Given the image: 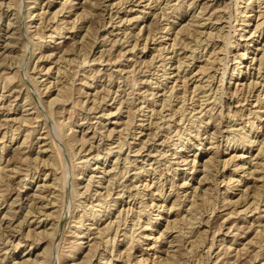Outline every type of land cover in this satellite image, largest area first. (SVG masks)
<instances>
[{
	"label": "rangeland",
	"instance_id": "374dc122",
	"mask_svg": "<svg viewBox=\"0 0 264 264\" xmlns=\"http://www.w3.org/2000/svg\"><path fill=\"white\" fill-rule=\"evenodd\" d=\"M262 18L264 0H0V264H264ZM248 132L256 141L240 145ZM152 179L165 201L147 197ZM196 186L209 197L193 234Z\"/></svg>",
	"mask_w": 264,
	"mask_h": 264
},
{
	"label": "bare ground",
	"instance_id": "6f19581e",
	"mask_svg": "<svg viewBox=\"0 0 264 264\" xmlns=\"http://www.w3.org/2000/svg\"><path fill=\"white\" fill-rule=\"evenodd\" d=\"M247 3H248V2H247ZM251 3H252V2H251ZM174 6H175V5H174ZM174 6H173V7H174ZM251 6H252V5H251ZM258 7H260V6H258ZM176 9H177V8H176ZM252 10H253V9H252ZM57 12H58V11H57ZM178 12H180V11H178ZM262 13H263V11H261V10L259 9L258 12H256V13L253 14L252 16H250L249 19H247V21L250 20L251 17L253 18V17H255V16H256V17L260 16ZM52 17H53V16H52ZM207 17H208V16H207ZM245 17H246V15H245ZM260 17H261V16H260ZM208 18H209V17H208ZM210 18H211V17H210ZM245 19H246V18H245ZM245 19H244V20H245ZM262 19H263V18H262ZM248 24H249V22H248ZM263 24H264V19L261 20V21L258 20V21L256 22L255 29H256V30H257V29L262 30V26H263ZM168 26H169V25H168ZM185 26H187V25H185ZM187 27H188V26H187ZM187 27H185V30L187 29ZM247 27H248V26H247ZM163 28H164V27H163ZM189 28H190V27H189ZM189 28H188V30H189ZM60 29H61V28H60ZM167 29H168V28H167ZM178 29L180 30V28H178ZM165 30H166V29H165ZM168 30H169V29H168ZM181 30H182V29H181ZM181 30H180V31H181ZM188 30H187V31H188ZM166 31H167V30H166ZM252 33H253V32H252ZM252 33H251V34H252ZM178 34H179V33H178ZM185 35H186V34H185ZM187 36H188V34H187ZM189 36H190V35H189ZM137 37H138V36H137ZM154 37H155V36H154ZM184 37H185V36H184ZM181 38H182V37H181ZM251 38H252V37H251ZM251 38H250V39H251ZM250 39H249V40H250ZM176 40H177V39H176ZM246 42H247V41H246ZM185 45H186V44H185ZM135 46H136V45H135ZM260 50H261V54H260V56L258 57L257 60H259V64H258V66L261 67V65H263L262 63H263V61H264V49L261 47ZM191 52H192V51H191ZM193 52H194V51H193ZM210 53H211V52H210ZM169 56H170V55H169ZM188 57H189V56H188ZM166 58H167V57H166ZM171 58H172V57H171ZM195 59H196V58H195ZM253 60H255V57L253 58ZM67 61H68V60H67ZM214 62H216V61H215V58H214L213 56H209V57H207L206 62L204 61L205 66H204V67H201V70H200L199 72H198V70H197V72H198V73L206 72V71H207V70H208V69L214 64ZM256 63H257V62H256ZM162 64H163V63H162ZM179 64H180V63H179ZM58 66H59V65H58ZM63 66H64V65H63ZM213 66H214V65H213ZM181 67H182V66H181ZM63 68H64V67H63ZM63 68H62V69H63ZM212 68H213V67H212ZM212 68H211V69H212ZM258 68H259V67H258ZM48 69H49V68H48ZM211 69H210V70H211ZM259 69H260V68H259ZM259 69H258V70H259ZM57 70H59V68H58ZM66 70H67V69H66ZM59 72H62V71H59ZM59 72H58V74H59ZM162 72H163V71H162ZM173 72H174V71H173ZM197 72H196V73H197ZM232 72H233V71H232ZM163 73H164V72H163ZM165 73H166V72H165ZM168 73H169V72H168ZM162 75H163V74H162ZM165 75H166V74H165ZM202 75H203V74H202ZM204 75H205V74H204ZM163 76H164V75H163ZM196 76L198 77V75L195 74L194 77H196ZM180 77H181V76H180ZM200 77H203V76L200 75L199 78H200ZM209 77H210V76H209ZM209 77H208V78H209ZM166 78H167V77H166ZM176 78H177V77H176ZM192 78H193V77H192ZM211 78H212V76H211ZM184 79H186V78H184ZM193 79H194V78H193ZM197 79H198V78H197ZM162 80H163V79H162ZM176 80H177V79H176ZM199 80H200V79H199ZM164 81H165V79H164ZM173 81H174V80H173ZM181 81H183V80H181ZM207 81H208V83H209V79H208ZM160 82H162V81H160ZM166 82H167V81H166ZM249 82H250V81H249ZM249 82H248V84H249ZM58 83H59V82H58ZM185 83H186V82H185ZM197 83H198V84H197ZM197 83H196V84L199 85V82H197ZM244 83H245V82H244ZM254 83H255V82H254ZM164 84H165V83H164ZM196 84H195V86H197ZM242 84H243V83H242ZM251 84H252V81H251ZM256 84H257V83H256ZM61 85H63V84H61ZM156 85H157V84H156ZM160 85H161V84H160ZM206 85H207V83L205 84V88L210 87V86H207V87H206ZM208 85H209V84H208ZM157 86H158V85H157ZM186 86H187V85H186ZM200 86L202 87V90H203V88H204V87H203L204 84H203V86H202V84H201ZM249 86H250V85H249ZM254 86H256V85L254 84ZM254 86H253V87H254ZM63 87H64V85H63ZM65 87H67V86H65ZM173 87H175V86H173ZM184 87H185V86H184ZM184 87H183V88H184ZM251 87H252V86H251ZM155 88H156V87H155ZM155 88H154V89H155ZM157 88H158V87H157ZM205 88H204V89H205ZM242 88H243V87H242ZM254 88H255V87H254ZM263 88H264V87H263ZM59 89H60V88H59ZM212 89H213V88H212ZM239 89H240V88H239ZM248 89H249V87H248ZM260 89H261V88H260ZM169 90L171 91V90H172V87H171V89H169ZM202 90H201V92H202ZM57 91H58V88H57ZM193 91H194V89H193ZM236 91H237V90H236ZM247 91H248V90H247ZM252 91H253V90H252ZM260 91H261V90H260ZM173 92H174V91H173ZM203 92H204V98H203V99H204L205 101H207V100L209 101V98L211 97V96H210V92H209V94H208V89H205ZM249 92H250V91H249ZM169 93H170V92H169ZM213 93H214V92H213ZM237 93H238V92H237ZM244 93H245V92H244ZM247 93H248V92H247ZM251 93H252V92H251ZM254 93H255V92H254ZM174 94H175V93H173V95H174ZM57 95H58V92H57ZM153 95H154V94H153ZM211 95H212V94H211ZM254 95H255V94H254ZM254 95H253V96H254ZM166 96H168V95H166ZM176 96H177V95H175V97H176ZM256 96H257V94H256ZM26 97H28V96H26ZM57 97H59V96H57ZM57 97L55 96V99H57ZM60 97H61V96H60ZM152 97H153V96H152ZM170 97H171V96H170ZM212 97H213V96H212ZM245 97H246V96H245ZM53 98H54V97H53ZM61 98H62V97H61ZM213 98H214V97H213ZM58 99H59V101H60V98H58ZM58 99H57V100H58ZM166 99H170V98L167 97ZM201 99H202V96H201ZM53 100H54V99H53ZM57 100H56V101H57ZM171 100H172V99H171ZM256 100H257L258 104H257V106H255V107H257L258 109L264 107L263 97H262L261 95H258ZM24 101H25V100H24ZM168 101L170 102V100H168ZM199 101H200V99H199ZM199 101H198V102H199ZM208 101H207V102H208ZM240 101H241V100H240ZM245 101H246V99H245ZM200 102H201V101H200ZM207 102H206V103H207ZM257 102H256V103H257ZM57 103H58V102H57ZM64 103H65V102H64ZM75 103H76V102H75ZM166 103H167V102H166V100H165V105H166ZM192 103H193V101H192ZM208 103H210V102H208ZM243 103H244V102H243ZM171 105H172V104H171ZM193 105H194V104H193ZM200 105H201V103H200ZM202 105H203V102H202ZM50 106H53V105H50ZM168 106H169V105H168ZM163 107H164V105H163ZM179 107H180V106H179ZM209 107H210V106H209ZM161 108H162V107H161ZM161 108H160L159 110H161ZM177 108H178V107H177ZM177 108H176V109H177ZM192 108H193V107H192ZM143 109H144V108H143ZM151 109H152V108H151ZM154 109H155V108H154ZM164 109H165V108H164ZM164 109H163V110H164ZM207 109H208V108H207ZM139 110H140V109H139ZM152 110H153V109H152ZM157 110H158V109H157ZM210 110H211V108H210ZM250 110H251V109H250ZM136 111H137V110H136ZM149 111H150V110H149ZM153 111L156 112V110H153ZM176 111H177V110H176ZM191 111H192V110H191ZM180 112H181V111H180ZM201 112H203V111L201 110ZM235 112H236V113H235L234 115H239V116H241V117L243 116V113H245L243 109H240V110L238 109V111H235ZM251 112H254V110H253V111L251 110ZM255 112H257V111H255ZM141 113H142V112H141ZM151 113H152V112H151ZM153 113H154V112H153ZM156 113H157V112H156ZM158 113H159V112H158ZM192 113H193V112H192ZM146 114H147V113H146ZM154 114H155V113H154ZM161 114H162V113H161ZM195 114H196V113H195ZM258 114H259V113H258ZM139 115H140V114H139ZM148 115L151 116V114H148ZM200 115H201V114H200ZM232 115H233V114H232ZM246 115H247V114H246ZM248 115H249V114H248ZM259 115H260V114H259ZM155 116H156V115H155ZM11 118H12V117H11ZM24 118H26V117H24ZM140 118H141V117H140ZM142 118H143V117H142ZM159 118H160V117H159ZM199 118H200V117H199ZM17 119H18V118H17ZM28 119H29V118H28ZM28 119H25V120H28ZM160 119H161V118H160ZM168 119H169V117H168ZM209 119H210V118H209ZM22 120H23V119H22ZM151 120H152V119H151ZM203 121H204V120H203ZM203 121H202V122H203ZM253 121H254V120H253ZM24 122H25V121H24ZM163 122H164V121H163ZM198 122H199V121H198ZM205 122H206V121H205ZM207 122H208V121H207ZM209 122H210V121H209ZM142 123H143V122H142ZM135 124H136V123H135ZM147 124H148V123H147ZM204 124H205V123H204ZM30 125H31V124H30ZM159 125H160V124H159ZM206 125H207V124H206ZM253 125H255L254 122L251 123V126L249 125V126L251 127V129L253 128ZM135 126H137V125H135ZM169 126H170V125H169ZM129 127H130V126H129ZM137 127H138V126H137ZM171 127H172V126H171ZM200 127H201V126H200ZM216 127H217V126H216ZM30 128H31V127H30ZM56 128H57V127H56ZM238 128H239V127H238ZM138 129H139V128H138ZM200 129H201V128H200ZM241 129H242V128H241ZM251 129H250V132H251ZM30 130H31V129H30ZM34 130H35V129H34ZM170 130H171V129H170ZM58 131H59V130H58ZM119 131H121V130H119ZM136 131H138V130H136ZM178 131H179V130H178ZM198 131H199V130H198ZM198 131H197V132H198ZM200 131H201V130H200ZM64 132H65V131H64ZM116 132H118V131H116ZM139 132H141V131L139 130ZM235 132H237V131H235ZM250 132L246 133L245 135H242L240 138H239V135H238L237 138L240 139V145H245L246 143H249V144H250V142H251V143H254V141H256V140H254L253 138L250 137V136H251V135H250ZM121 133H122V132H121ZM130 133H131V132H130ZM133 133H134V132H133ZM178 133H179V132H178ZM200 133H201V132H200ZM28 134H29V133H28ZM31 134H32V132H31ZM123 134H124V133H123ZM138 134H139V133H138ZM175 134H176V133H175ZM190 134H191V133H190ZM118 135H119V133H118ZM177 135H178V134H177ZM180 135L182 136V133H181ZM194 135H195V134H194ZM196 135L199 136V132H198V134H196ZM116 136H117V134H116ZM121 136H122V135H121ZM146 136H147V135H146ZM235 136H236V135H235ZM64 137H66V136H64ZM110 137H111V136H110ZM177 137H178V136H177ZM113 138H114V137H113ZM117 138H119V136H118ZM210 138H211V137H210ZM66 139H67V138H66ZM180 139H181V138H180ZM234 139H235V138H234ZM24 141H25V140H24ZM65 141H66V140H65ZM119 141H120V140H119ZM236 141H237V140H236ZM113 142H114V140H113ZM237 142H239V141H237ZM119 143H120V142H119ZM121 143H122V142H121ZM121 143H120V144H121ZM127 143H128V142H127ZM83 144H84V143H83ZM122 144H123V143H122ZM212 144H213V143H212ZM49 145H50V144H49ZM112 145H113V144H112ZM133 145H134V144H133ZM133 145H132V146H133ZM227 145H228V144H227ZM123 146H124V145H123ZM144 146H145V145H144ZM215 146H216V144H215ZM135 147H136V146H135ZM213 147H214V145H213ZM236 147H237V146H236ZM49 148H51V145L49 146ZM106 148H107V147H106ZM135 149H136V148H135ZM45 150H46V149H45ZM107 150H108V148H107ZM141 150H142V148H140V149H136L137 152H140ZM218 150H219V149H218ZM53 151H54V149H53ZM105 151H106V150H105ZM121 151H122V150H121ZM129 151H130V150H129ZM215 151H216V149H215ZM215 151H214V152H215ZM48 152H49V151H48ZM97 152H98V151H97ZM112 152H113V151H112ZM218 152H219V151H217V152H215V153H218ZM263 152H264V147L260 146L259 149H258V151H257V153H256V155H259V154L263 155V154H262ZM46 153H47V152H46ZM107 153L110 154V151H109V152L106 151V154H107ZM118 153H119V152H118ZM154 153H155V152H154ZM197 153H198V152H197ZM47 154H48V153H47ZM52 154H53V153H52ZM54 154H55V153H54ZM84 154H85V153H84ZM108 154H107V156H108ZM137 154H138V153H137ZM95 155H96V154H95ZM99 155H100V154H99ZM114 155H115V154H114ZM215 155H216V154H215ZM261 155H260V156H261ZM126 156H127V155H126ZM237 156H238V155H237ZM263 156H264V155H263ZM47 157H48V156H47ZM49 157H50V155H49ZM92 157H93V156H92ZM127 157H128V156H127ZM129 157H130V156H129ZM161 157H162V156H161ZM185 157H186V156H185ZM195 157H196V154L194 155V157L192 158V160H190V161H192L191 163H193V166L195 165V159H196ZM36 158H37V157H36ZM88 158H89V157H88ZM88 158H87V159H88ZM90 158H91V157H90ZM90 158H89V159H90ZM115 158H116V157H115ZM213 158H215V157H214L213 155H211L209 158H207V159L204 161L205 163H204L203 165H204V170H205L206 172H204V170H203L204 173L202 174V175H203L202 178H201L202 181L205 180V178L210 177V175H211V174H210V173H211V172H210L211 170L208 168V167H209L208 165H209V163H213V162H214V159H213ZM216 158H217V156H216ZM28 159H29V158H28ZM30 159H31V158H30ZM49 159H50V158H49ZM85 159H86V158H85ZM91 159H92V158H91ZM112 159H113V158H112ZM183 159H184V158H183ZM230 159H231V156H230ZM45 160H46V159H44L43 161H45ZM115 160H116V159H115ZM185 160H186V159H185ZM185 160H184V161H185ZM216 160H217V159H216ZM218 160H219V159H218ZM31 161H32V160H31ZM46 161H47V160H46ZM51 161H52V160H51ZM82 161H83V159H82ZM85 161H88V160H85ZM90 161H91V160H90ZM116 161H117V160H116ZM124 161H125V160H124ZM129 161H130V160H129ZM133 161H134V159H133ZM186 161H187V160H186ZM225 161H226V160H225ZM33 162H34V161H33ZM104 162H105V161H104ZM108 162H109V161H108ZM166 162H167V161H166ZM168 162H169V161H168ZM223 162H224V161H223ZM227 162H229V161H227ZM54 163H55V162H54ZM113 163H114V161H113ZM152 163H153V162H152ZM225 163H226V162H224L223 164H225ZM96 164H97V163H96ZM213 164H214V163H213ZM27 165H30V163L27 164ZM55 165H56V164H55ZM88 165L91 166L89 163H88ZM111 165H112V164H111ZM113 165H114V164H113ZM113 165H112V166H113ZM125 165H126V164H125ZM210 165H211V164H210ZM225 165H226V164H225ZM50 166H51V165H50ZM97 166H98V165H97ZM128 166L130 167L131 165H128ZM26 167H27V166H26ZM95 167H96V166H95ZM95 167H93V168H95ZM257 167H259V166H257V165L254 166L253 169L251 170V172H252V171H253V172H254V171H257V169H258ZM90 168H91V167H90ZM236 168H237V167H236ZM100 169H101V168H100ZM100 169H99V170H100ZM141 169H143V168H141ZM155 169H156V168H155ZM211 169H212V168H211ZM51 170H52V169H51ZM93 170H94V169H93ZM103 170H104V168H103ZM234 170H235V169H234ZM107 171H110V169L107 170ZM119 171H120V170H119ZM127 171H128V170H127ZM145 171H147V170H145ZM184 171H185V170H184ZM104 172H105V171H104ZM149 172H150V170H149ZM251 172H250V174H251ZM116 173H117V172H116ZM116 173H115V174H116ZM118 173H119V172H118ZM138 173H139V172H138ZM140 173H141V172H140ZM140 173H139V174H140ZM154 173H155V172H154ZM108 174H109V173H108ZM207 174H210V175L207 176ZM8 175H9V174H8ZM55 175H56V174H55ZM119 175H120V174H119ZM159 175H160V174H159ZM53 176H54V175H53ZM92 176H93V174L91 175V177H92ZM95 176H96V175H95ZM98 176H99V175H98ZM116 176H117V175H116ZM120 176H121V175H120ZM51 177H52V176H51ZM56 177L58 178V176H56ZM103 177H104V176H103ZM106 177H107V176H106ZM106 177H105V178H106ZM136 177H137V176H136ZM139 177H140V176H139ZM139 177H138V178H139ZM159 177H160V176H159ZM159 177H157V178H159ZM229 177H230V176H229ZM262 177H263V176H262ZM48 178H50V177H48ZM54 178H55V177H54ZM54 178H53V181H52V182H53L52 185H54V186L57 185V186H58V184H57L58 181H57V180H59V179L56 178V179H57V180H56V179H54ZM99 178H100V177H99ZM117 178H118V177H117ZM108 179H110V178H108ZM154 179H155V178H154ZM207 179H208V178H207ZM88 180L90 181V178H88ZM158 180H159V179H158ZM258 180H261V179H258ZM59 181H60V180H59ZM97 181H98V179H97ZM102 181H103V180H102ZM105 181H106V180H105ZM122 181H123V180H122ZM202 181L200 180V181H199V184H200ZM52 182H51V183H52ZM103 182H104V181H103ZM152 182H154V183H152V184H153V187L151 186L152 184L147 185V188L149 189L148 191H149V194H150V197H149V196H147V197L150 198V199L154 202L155 198L157 197L156 195H158V196L161 198L162 201H165L169 195H167V194L165 195V194H164V192H165V191L163 190L164 182H161V183H163V185H162L161 183H160V184H161V185H160L159 182L157 183V180L154 181V180L152 179ZM51 183H49L50 185H49L48 183H46V184H48V187H49V186H51ZM58 183H59V182H58ZM107 183L109 184V181H108ZM123 183H124V182H123ZM134 183H135V182H134ZM146 183H147V182H146ZM146 183L144 182V185H145ZM229 183H230V182H229ZM101 184H102V183H101ZM124 184H125V183H124ZM185 184H186V182H183V183H182V186L185 185ZM187 184H188V183H187ZM40 185H41V184H40ZM106 185H107V184H106ZM178 185H179V184H178ZM212 185H213V184H212ZM228 185H229V184H228ZM37 186H38V185H37ZM77 186H78V185H77ZM120 186H121V185H120ZM130 186H131V185H130ZM135 186H137V184H136ZM139 186H140V185H139ZM164 186H165V185H164ZM173 186H174V185H173ZM182 186H181V187H182ZM186 186H187V185H186ZM75 187H76V186H75ZM103 187H106V186H103ZM107 187H109V185H107ZM123 187H124V186H123ZM170 187L172 188L171 185H170ZM38 188H39V187H38ZM73 188H74V187H73ZM117 188H118V187H117ZM124 188H125V187H124ZM130 188L132 189V187H130ZM130 188H129V189H130ZM137 188H138V187H137ZM226 188H227V187H226ZM42 189H43V188H42ZM42 189H40L39 192H38L37 194H36V193L34 194V197H35L37 200H41L42 198L44 199V196H43L42 194H40V193L43 191ZM48 189H50V188H48ZM57 189H59V187H58ZM107 189L109 190V188H107ZM111 189H112V188H111ZM134 189H135V188H134ZM138 189H139V188H138ZM141 189H142V188H141ZM143 189L146 190V186H145V188H143ZM174 189H175V188H174ZM197 189H198L197 186L194 187V188L192 189V192L190 193V195L184 196V200H187V201L189 202V203H187V204H189V206H188V211H189V214H188V220L191 221V222H190L191 225H190V227H189L190 229L188 230V232H190V233L192 232L191 230H193V228H198V229L200 230L199 227H200V224L202 223V221H201L202 219H200V218L197 216L198 214H200V212L197 210L196 204H197L198 201H199V202H204V201L206 200V197H207V194H206V191H205V190H204V191H205L204 193H199V192H198V194H197ZM204 189H205V188H204ZM52 190H53V189H52ZM105 190H106V189H105ZM127 190H128V189H127ZM58 191H59V190H58ZM137 191H138V190L136 189V192H137ZM143 191H144V190H143ZM60 192H61V191H60ZM107 192H108V191H107ZM109 192H110V191H109ZM109 192H108V193H109ZM117 192H118V191H117ZM128 192H129V191H128ZM134 192H135V191H134ZM136 192H135V193H136ZM139 192H140V190H139ZM168 192H169V191H168ZM245 192H247L246 189H245V191H244V194H245ZM254 192H255V191H254ZM53 193H55V192H53ZM53 193H52V194H53ZM111 193H112V192H111ZM52 194H51V195H52ZM76 194H78V193H76ZM118 194L120 195L119 192H118ZM137 194H138V193H137ZM142 194H143V193H142ZM176 194H177V193H176ZM244 194H242V195H244ZM260 194H261V193H260ZM41 195H42V196H41ZM45 195H46V194H45ZM55 195L57 196V199H58V195H57V194H55ZM55 195H54V196H55ZM119 195H118V197H119ZM129 195H131V194H129ZM135 195H136V194H135ZM144 195H145V194H144ZM163 195H164V196H163ZM256 195H257V194H256ZM256 195L254 194L255 198H256ZM56 196L54 197V199L56 198ZM245 196H246L245 198H247V193H246ZM248 196H249V194H248ZM254 196H253V197H254ZM98 197H99V196H98ZM182 197H183V196H182ZM208 197H209V196H208ZM208 197H207V198H208ZM242 197H243V196H242ZM257 197H258V196H257ZM35 198H34V199H35ZM45 198H46V197H45ZM50 198H51V197H50ZM50 198H49V199H50ZM115 198H116V197H115ZM36 199L33 200V201H37ZM49 199H48V200H49ZM100 199H101V198H100ZM113 199H114V198H113ZM175 199H176V198H175ZM13 200L15 201V199H13ZM48 200H47V201H48ZM50 200H52V198H51ZM55 200H56V199H55ZM105 200H106V199H105ZM107 200H108V198H107ZM141 200H142V199H141ZM56 201H57V200H56ZM95 201H96V200H95ZM108 201H109V200H108ZM114 201H115V200H114ZM114 201H113V202H114ZM147 201H148V200H147ZM174 201H175V200H174ZM174 201H173V203H172L173 205L169 206V207H170V210H171V208H172L173 206H176V205H174V204H175ZM248 201H249V200H248ZM248 201L245 202L247 206H245V208H243L242 210L245 211V209H246L247 207H249V206L252 204V203H249V204H248ZM251 201H255V200L252 199ZM251 201H250V202H251ZM39 202H40V201H39ZM48 202H49V201H48ZM98 202L100 203V201H97L96 204H97ZM101 202H102V201H101ZM148 202H149V201H148ZM222 202H223V201H222ZM225 202H226V201H225ZM235 202H236V201H235ZM35 203H36V202H35ZM35 203H33V204H35ZM92 203H93V202H92ZM106 203H108V202L106 201ZM110 203H111V202H110ZM115 203H116V202H115ZM141 203H142V202H141ZM144 203H145V202H144ZM245 203H244V204H245ZM257 203H258V202H257ZM33 204H32V206H33ZM39 204H40V205H39L40 208H42V207H44L45 205H47V204H44V205H43L42 203H39ZM51 204H52V201H51ZM53 204H54V202H53ZM93 204H94V203H93ZM100 204H101V203H100ZM103 204H104V203H103ZM156 204H157L158 207H162V205H163V204H160V202H155V205H156ZM227 204H228V202H227ZM36 205H38V204L36 203ZM104 205H106V207H107V204H104ZM104 205H103V207H104ZM112 205H113V204H112ZM116 205H117V204H116ZM146 205H147V204H146ZM178 205H179V203H178ZM252 205H253V204H252ZM32 206H29L30 209H31ZM41 206H42V207H41ZM93 206H94V205H93ZM95 206H96V205H95ZM45 207H46V206H45ZM158 207H157V209H159ZM255 207H257V206H255ZM255 207H253V208H255ZM9 208H10V207H9ZM35 208H36V207H35ZM89 208H91V207H89ZM99 208H100V207H99ZM179 208H180V207H179ZM179 208H178V209H179ZM213 208H214V207H213ZM10 209H11V208H10ZM30 209H29V210H30ZM32 209H34V208H32ZM173 209H174V208H173ZM255 209H256V208H255ZM12 210H13V208H12ZM26 210H28V208H27ZM29 210H28V212L30 213L31 211H29ZM34 210H36V209H34ZM43 210H44V208H43ZM95 210H96V209H95ZM176 210H177V209H176ZM185 210H187V209H185ZM242 210H241V211H242ZM248 210H249V208H248ZM7 211H8V210H7ZM13 211H14V210H13ZM36 211H37V210H36ZM39 211H40V209H39ZM39 211H38V212H39ZM109 211H110V209H109ZM120 211H121V210H120ZM212 211H213V210H212ZM32 212H33V210H32ZM32 212H31L30 214H32ZM41 212H42V213H45V211H44V212L41 211ZM165 212H166V211H165ZM242 212H243V211H242ZM25 213H26V212H25ZM48 213H49V212H48ZM85 213H86V212H85ZM91 213H92V212H91ZM149 213H150V212H149ZM240 213H241V212H240ZM9 214H10V213H8V216H9ZM11 214H12V213H11ZM11 214H10V215H11ZM26 214L28 215V213H26ZM50 214H51V213H50ZM50 214H49V215H50ZM99 214H100V212H99ZM99 214H98V215H99ZM117 214H118V213H117ZM117 214H116V215H117ZM139 214H140V213H139ZM157 214H158V213H157ZM12 215H13V214H12ZM12 215H11V216H12ZM45 215H46V214H45ZM81 215H82V214H81ZM83 215H84V214H83ZM96 215H97V214L94 213V214H93V217H96ZM158 215H160V214H158ZM8 216H7V218L10 217V216H9V217H8ZM86 216H87V215H86ZM135 216H136V215H135ZM148 216H149V215H148ZM184 216H185V215H184ZM261 216H262V215H261ZM4 217H6V216H4ZM25 217H26V216H25ZM47 217H49L48 214H47ZM84 217H85V216H84ZM90 217H91V216H90ZM115 217H116V216H115ZM136 217H137V216H136ZM138 217H139V216H138ZM158 217L160 218V216H158ZM200 217H201V216H200ZM91 218H92V217H91ZM148 218H149V217H148ZM148 218H147V219H148ZM210 218H211V217H210ZM24 219H25V218H24ZM24 219H23V220H24ZM174 219H175V218H174ZM206 219H207V218H206ZM139 220H140V219H139ZM184 220H185V218H184ZM135 221H136V219H135ZM168 221H169V220H168ZM172 221H173V220H172ZM176 221H177V220H176ZM257 221H258V220H257ZM31 222H32V221H31ZM77 222H78L79 224L74 226V230H75V232H77V235H78V234L81 232L82 229H81V222H80V221H77ZM82 222H83V221H82ZM108 222H109V221H108ZM187 222H188V221H187ZM206 222H207V221H206ZM11 223H12V222H11ZM16 223H17V222H16ZM16 223H15V224H16ZM20 223H21V222H20ZM110 223L112 224L111 221H110ZM134 223H135V222H134ZM145 223H146V222H145ZM173 223H174V222H173ZM176 223H177V222H176ZM197 223H198V224H197ZM259 223H260V222H259ZM135 224H136V223H135ZM148 224H149V223H148ZM167 224H168V223H167ZM167 224H166V225H167ZM174 224H175V223H174ZM195 224H197V225L194 227ZM7 225H8V224H7ZM139 225H140V224H139ZM171 225H172L171 227L173 228V224H171ZM176 225H177V224H176ZM198 225H199V226H198ZM262 225H263V224H262ZM105 226H106V225H105ZM140 226H142V225H140ZM145 226H146V225H145ZM13 227H14V226H13ZM13 227H12V228H13ZM49 227H50V226H49ZM52 227H53V226H52ZM108 227H109V226H108ZM110 227H112V226H110ZM110 227H109V229H110ZM132 227H134V226H132ZM171 227L169 226L170 230H171ZM174 227H175V225H174ZM262 227H263V226H262ZM106 228H107V227H106ZM106 228H105V229H106ZM144 228H146V227H144ZM169 228H168V229H169ZM175 228H176V227H175ZM191 228H192V229H191ZM229 228H231V227H229ZM29 229H30V228H29ZM51 229H53V228H51ZM80 229H81V230H80ZM109 229H108V230H109ZM132 229H133V228H132ZM168 229H167V230H168ZM42 230H43V229H42ZM74 230H73V231H74ZM96 230H97V229H96ZM194 230H195V229H194ZM194 230H193V232H192L193 234H194ZM199 230H197V231H199ZM203 230H204V229H203ZM203 230H202V232H203ZM261 230H263V228H261V229H257L256 232H257V231L261 232ZM30 231H31V230H30ZM47 231H48V230H47ZM165 231H166V230H165ZM177 231H178V230H177ZM200 231H201V230H200ZM45 232H46V231H45ZM75 232H73V233H75ZM170 232H171V231H170ZM181 232H184V231H181ZM30 233H31V232H30ZM82 233H83V232H82ZM82 233H81V234H82ZM101 233H103V232H100V234H101ZM115 233H116V232H115ZM164 233H165V232H164ZM185 233H186V232H185ZM46 234H47V233H46ZM75 234H76V233H75ZM84 234H85V233H84ZM97 234L99 235V233H97ZM144 234H145V233H144ZM159 234H160V233H159ZM167 234H168V233H167ZM177 234H178V233H177ZM187 234H188V233H187ZM27 235H28V233H27ZM77 235H76V236H77ZM98 235H96V236H98ZM183 235H184V234H183ZM104 236H105V235H104ZM129 236H130V234H129ZM146 236H147V235H146ZM164 236H165V235H164ZM189 236L192 237V234L189 235ZM74 237H75V236H74ZM77 237H78V236H77ZM98 237H99V236H98ZM137 237L139 238V236H137ZM158 237H159V235H158ZM181 237H182V236H181ZM183 237H184V236H183ZM95 238H96V237H95ZM95 238H94V239H95ZM112 238H113V237H112ZM97 239H98V238H97ZM131 239L133 240V238H131ZM131 239H130V240H131ZM136 239H137V238H136ZM77 240H78V239H77ZM98 240H99V239H98ZM132 240H131V242H132ZM137 240H139V239H137ZM183 240H184V239H183ZM53 241H54V240H53ZM69 241H70V240H69ZM96 241H97V240H96ZM113 241H114V240H113ZM113 241H112V243H113ZM133 241H134V240H133ZM187 241H188V240H187ZM189 241L191 242L190 239H189ZM170 242H171V241H170ZM96 243H97V242H96ZM172 243H173V242H172ZM175 243H176V242H175ZM191 243H193V242H191ZM18 244H19V243H18ZM111 245H113V244H111ZM130 245H131V244H130ZM95 246H96V245H95ZM109 246H110V245H109ZM190 246H191V245H190ZM259 246H261V245H259ZM263 246H264V245H263ZM112 247H114V246H112ZM174 247H175V246H174ZM68 248H69V247H68ZM70 248H71V247H70ZM176 248H178V247H176ZM191 248H192V246H191ZM261 248H262V247H261ZM261 248H259V251H260ZM263 248H264V247H263ZM190 250H191V249H190ZM257 250H258V249H257ZM261 250H262V249H261ZM107 251H108V250H107ZM111 251H112V249H111ZM174 251H176V250L174 249ZM167 252H170V251H167ZM177 252H179V251H177ZM226 252H227V251H226ZM259 253H260V252H259ZM261 253H263V252H261ZM167 254H168V253H167ZM170 254H172V253H169V254L167 255V257H170V256H169ZM171 256H174V254H172ZM256 256H257V255H256ZM260 257H261V256H260ZM109 259H110V258H109ZM137 259H138V260H136V261H139V259H140V260H143V258H137ZM166 259H167V261H166L165 264H172V263H171V258H166ZM136 263H137V262H136ZM43 264H44V263H43ZM72 264H73V263H72Z\"/></svg>",
	"mask_w": 264,
	"mask_h": 264
}]
</instances>
